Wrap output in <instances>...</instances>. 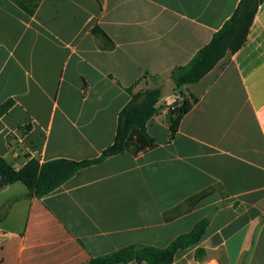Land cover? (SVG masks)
Listing matches in <instances>:
<instances>
[{
    "label": "crops",
    "instance_id": "1",
    "mask_svg": "<svg viewBox=\"0 0 264 264\" xmlns=\"http://www.w3.org/2000/svg\"><path fill=\"white\" fill-rule=\"evenodd\" d=\"M238 2L43 0L31 16L0 0V105L14 99L0 115V154L14 167L28 154L97 157L114 140L125 87L162 91L147 123L154 148L82 167L43 196L21 181L0 187V233H10L0 264H89L131 243L164 247L204 217L203 238L172 264H264V2L244 45L185 86L198 101L169 139L171 69Z\"/></svg>",
    "mask_w": 264,
    "mask_h": 264
},
{
    "label": "trees",
    "instance_id": "2",
    "mask_svg": "<svg viewBox=\"0 0 264 264\" xmlns=\"http://www.w3.org/2000/svg\"><path fill=\"white\" fill-rule=\"evenodd\" d=\"M28 15H34L43 0H11ZM264 0H239L233 13L214 32L208 43L202 46L185 64L175 66L170 71L178 94L172 107L168 110L169 139H173L179 129L182 118L198 101L187 84L199 81L207 74L228 52L235 53L247 40L257 9ZM91 31L108 39L109 46L113 41L103 28L95 24ZM130 94L129 101L120 109L117 117V127L114 140L105 147L100 155L93 158L74 160L68 158H54L41 161L38 156L28 154L27 161L19 168L14 167L0 154V176L5 184L21 181L38 196H43L57 188L64 181L72 177L80 168L103 161L110 155L126 150L133 154L144 152L157 145L156 138L147 128L149 119L158 112L157 102L161 97V87L158 85L136 89L134 86L125 87ZM144 94V100L136 104L135 100ZM14 104L9 98L0 105V115ZM30 123L22 129L28 130ZM216 186H210L195 199L211 193ZM196 201V200H195ZM4 210V208H2ZM2 209L0 211H2ZM0 214V218H1ZM209 218L199 219L187 232L177 235L168 245L159 247L150 244L131 243L110 253L91 257L89 264H119L130 261L146 262L147 264H172L177 252L197 245L203 238ZM204 250L198 248L195 258L201 260Z\"/></svg>",
    "mask_w": 264,
    "mask_h": 264
},
{
    "label": "water",
    "instance_id": "3",
    "mask_svg": "<svg viewBox=\"0 0 264 264\" xmlns=\"http://www.w3.org/2000/svg\"><path fill=\"white\" fill-rule=\"evenodd\" d=\"M144 97H145V95L141 94L140 97L135 100V103L136 104L141 103L144 100ZM4 185H5V181H4L3 177L0 176V187H2Z\"/></svg>",
    "mask_w": 264,
    "mask_h": 264
},
{
    "label": "built area",
    "instance_id": "4",
    "mask_svg": "<svg viewBox=\"0 0 264 264\" xmlns=\"http://www.w3.org/2000/svg\"><path fill=\"white\" fill-rule=\"evenodd\" d=\"M10 236V233L9 232H7V231H2L1 233H0V242L3 240V239H6V238H8ZM211 264V263H210ZM214 264V263H213Z\"/></svg>",
    "mask_w": 264,
    "mask_h": 264
},
{
    "label": "rangeland",
    "instance_id": "5",
    "mask_svg": "<svg viewBox=\"0 0 264 264\" xmlns=\"http://www.w3.org/2000/svg\"><path fill=\"white\" fill-rule=\"evenodd\" d=\"M209 261H210V262H209ZM210 263H211V264H213V263H214V264H218L217 262L212 261V260L209 259L208 262H207V264H210ZM176 264H179V262H176ZM205 264H206V263H205Z\"/></svg>",
    "mask_w": 264,
    "mask_h": 264
}]
</instances>
